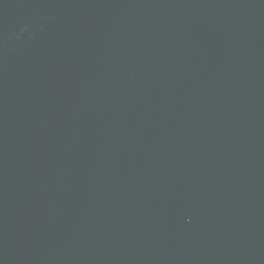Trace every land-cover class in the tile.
<instances>
[{"label": "water", "instance_id": "95a60500", "mask_svg": "<svg viewBox=\"0 0 264 264\" xmlns=\"http://www.w3.org/2000/svg\"><path fill=\"white\" fill-rule=\"evenodd\" d=\"M0 264H264V0H0Z\"/></svg>", "mask_w": 264, "mask_h": 264}]
</instances>
